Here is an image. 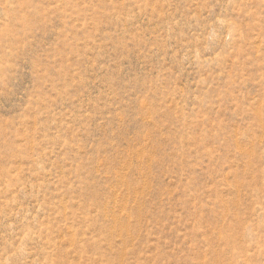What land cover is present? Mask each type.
Returning a JSON list of instances; mask_svg holds the SVG:
<instances>
[{
	"label": "rangeland",
	"instance_id": "rangeland-1",
	"mask_svg": "<svg viewBox=\"0 0 264 264\" xmlns=\"http://www.w3.org/2000/svg\"><path fill=\"white\" fill-rule=\"evenodd\" d=\"M0 264H264V0H0Z\"/></svg>",
	"mask_w": 264,
	"mask_h": 264
},
{
	"label": "bare ground",
	"instance_id": "bare-ground-1",
	"mask_svg": "<svg viewBox=\"0 0 264 264\" xmlns=\"http://www.w3.org/2000/svg\"><path fill=\"white\" fill-rule=\"evenodd\" d=\"M105 209V208H104Z\"/></svg>",
	"mask_w": 264,
	"mask_h": 264
}]
</instances>
